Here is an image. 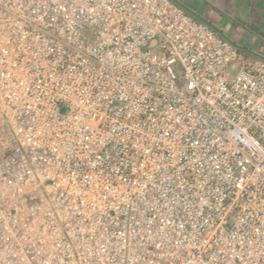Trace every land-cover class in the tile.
Segmentation results:
<instances>
[{"label": "built area", "instance_id": "1", "mask_svg": "<svg viewBox=\"0 0 264 264\" xmlns=\"http://www.w3.org/2000/svg\"><path fill=\"white\" fill-rule=\"evenodd\" d=\"M0 264H264V56L176 0H0Z\"/></svg>", "mask_w": 264, "mask_h": 264}, {"label": "crops", "instance_id": "2", "mask_svg": "<svg viewBox=\"0 0 264 264\" xmlns=\"http://www.w3.org/2000/svg\"><path fill=\"white\" fill-rule=\"evenodd\" d=\"M178 3L179 1L176 0ZM193 6L186 7L180 4L187 12L197 19H204L199 14L198 8L213 7L221 9L228 20H233L248 28L249 33L241 32L247 35L250 39L258 38L261 43H264V0H191ZM209 21V20H208ZM224 32V31H223ZM226 34V33H225ZM227 35V34H226ZM228 36V35H227ZM229 37V36H228ZM244 44V43H243ZM264 47V44H262ZM247 50L264 56V48L260 51L253 49Z\"/></svg>", "mask_w": 264, "mask_h": 264}, {"label": "rangeland", "instance_id": "3", "mask_svg": "<svg viewBox=\"0 0 264 264\" xmlns=\"http://www.w3.org/2000/svg\"><path fill=\"white\" fill-rule=\"evenodd\" d=\"M180 4L186 7H195L193 6V2L191 0H178ZM199 14L201 17L206 18L210 22H212L215 26H217L219 29L224 31L229 38H231L235 43L238 45L253 49L255 51L263 50V46L260 40L258 38L250 39L247 35L241 34L243 33H249L248 28L243 26L242 24H239L238 22H234L233 20H228V17L225 15V13L218 8H211V7H203L198 8ZM244 43V44H243Z\"/></svg>", "mask_w": 264, "mask_h": 264}, {"label": "water", "instance_id": "4", "mask_svg": "<svg viewBox=\"0 0 264 264\" xmlns=\"http://www.w3.org/2000/svg\"><path fill=\"white\" fill-rule=\"evenodd\" d=\"M156 43V40H153L152 42H151V45H154Z\"/></svg>", "mask_w": 264, "mask_h": 264}]
</instances>
